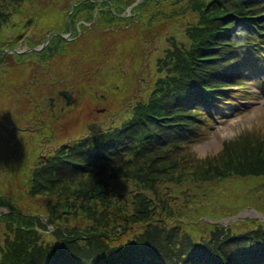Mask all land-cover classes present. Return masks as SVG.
<instances>
[{
  "label": "trees",
  "instance_id": "obj_1",
  "mask_svg": "<svg viewBox=\"0 0 264 264\" xmlns=\"http://www.w3.org/2000/svg\"><path fill=\"white\" fill-rule=\"evenodd\" d=\"M25 1H5L11 7L0 12V22L14 9L23 17L14 23L18 43L25 29L32 32L27 49L42 45L51 32L70 33L71 40L56 34L39 51L22 56L2 51L0 67L5 58L11 68L28 60L42 65L65 61L74 42L83 38H88L90 49L96 48L84 56L76 53L78 64L90 69L80 72L68 89L70 99L63 97V87L55 88L50 96L62 100L57 97L52 110L45 97L39 104H44V111L41 106L34 121L47 113L52 121L75 110L76 99L87 96L101 104L114 92L125 104L109 110L107 127L50 155L37 156L40 150L30 147L37 156L36 167L21 177L24 158L18 161L15 152L23 141L0 133V207L10 210L0 215V264H264V222L237 221L225 229L203 220L234 216L244 207L264 215V136L247 138L255 140L242 148L228 142L216 160H196L190 150L235 105L233 99L245 93L247 85L241 82L256 70L264 72V0H188L184 10L194 12L200 22L187 27L184 40L173 49L166 45L157 59L144 47L156 38V26L181 14L177 7L170 13L162 9L160 4L167 0L157 2L154 12L147 8L154 0H48L47 6L63 17L55 22L33 15L32 6L22 9ZM133 4L132 17L116 16ZM108 6L110 10L96 13ZM146 24L149 33L129 44L113 35L122 29L125 36L133 27L130 33L143 32ZM0 43V51L17 46ZM131 45H141L135 60L125 56ZM151 58L155 62L149 66L145 60ZM108 61L113 69H106ZM121 68L134 70H124V80L104 87L105 75L112 78ZM8 126L0 129L17 131ZM227 180L229 185L223 183ZM224 190L230 193H221ZM33 197L46 203L41 208L52 231L41 222L44 216L29 214L27 203ZM222 197L236 201L228 206ZM170 234L176 238L171 240Z\"/></svg>",
  "mask_w": 264,
  "mask_h": 264
},
{
  "label": "rangeland",
  "instance_id": "obj_2",
  "mask_svg": "<svg viewBox=\"0 0 264 264\" xmlns=\"http://www.w3.org/2000/svg\"><path fill=\"white\" fill-rule=\"evenodd\" d=\"M5 1L9 0H0V4L3 5V8H0V12H6L7 6L8 8L11 7V5L7 4ZM159 1L160 0H154L155 4H153L152 6L147 5L149 12L156 11V9H158L157 7L162 5V9L167 10L168 13L173 10V7H177V11L181 12V14L177 17L175 15V17H173L171 21L165 22L161 27L156 26V38L153 40L149 39L151 44L147 47H144V51H147L146 53H149V49L150 51L152 50V52L149 54L156 59L160 56L162 50L166 45H168L169 48H171L172 46L173 49V47L176 46L173 45L174 43L178 44L179 42L184 40L185 29L187 27L192 26L195 23L198 24L200 22L199 16L195 15L194 12L189 11V9L184 10V4L188 3V0H179L177 2L176 0H167L160 5H156ZM140 2H142V0H138L135 4ZM135 4L131 5L130 7L123 8L119 14L116 13V16L123 19L132 17L135 13L134 11H132L133 7L136 6ZM47 5L48 0H26L23 3L22 9L31 8L32 6L33 15L36 13V15H38L40 18L44 17L45 19L54 20V22L63 18L60 15H55L53 10L50 9ZM109 8V6L106 8H98L96 13L107 9L110 10ZM16 11V9L13 10L7 21L0 22V37L4 38L1 39L4 40V44L11 41V43L17 45L15 48L13 47V49L9 50V52L15 49L19 52L23 51L22 53H8L6 55L18 54L22 56L23 54H26L24 53V51H26L28 48L26 45V41L29 39V34L32 32H28L27 29L23 30L24 40H21L20 43L17 42V29H15L14 23L18 18L22 19L23 17L21 16V14H17ZM47 13H52V17L50 18V16L46 15ZM81 23L82 22L77 23V27ZM86 25L90 26L91 23H88ZM42 26L48 29H55V27L53 28L54 25L43 23ZM135 28H128L125 36H123L124 34L122 36L120 34L122 32V29L120 32H118L120 35H118L117 32L113 33V35L118 37V39H116L117 41H121L123 42V44L128 42L129 44L131 42L130 40L139 39L138 37L144 38V35L146 36L149 33L148 24H146V26L143 28V32L130 33ZM51 34H54L56 36V34L59 33L51 32ZM80 34L81 31L78 32V35ZM61 35L65 37L63 39H65L66 41L71 40L70 33H62ZM157 35L162 36L161 39H159ZM172 38L175 40H173L171 43ZM74 39L75 38H72V40ZM146 39L148 38L146 37ZM87 43L88 38H83L82 40L74 42L73 47H71L69 50L70 55L67 56L68 58L65 61L62 60V62H60L59 60H55L50 62L49 64L46 63L42 65L38 64V62L34 63L33 61L30 62L28 60L26 61L24 66H16V68H11L10 63L8 64V58H5V62L2 63V67H0V69L2 68L5 71L2 72L0 70V125H5L7 127H9L8 125H10L13 129L16 128L17 131L6 132L0 129V133L4 134L5 137L3 136V138H7L8 140L11 139L13 141H23V143H20L18 152H15L17 157L20 156L18 161L21 160L22 156L24 158V161L22 160L21 164L23 170H18V175H20V177L27 174L29 171L32 172V170L36 167H34V165L37 163V156L41 157L43 155H50V153L54 152L55 149H60L64 144L75 143L85 135L90 134L93 130H98L99 128L104 129V127H107L108 124L105 123H108L109 120L112 119V117L108 118L110 116H107L109 110H115L116 108H119V105H121V103H124L122 98H117V93L114 94V92L111 94L114 96L111 100L103 99V102L101 104H99V101L95 102L87 96L85 98H81L80 100L76 99L75 110L68 111L64 115H60V117H54L52 118V121L49 120L50 117L48 113L44 116L40 115L38 118H36L38 121H34V117L38 114V110L41 109L40 107L43 106L40 111H42L44 108V104L39 105L43 101V99L46 97L48 100L52 101V99L49 98L52 97L50 96V92H53V94H51L54 95V92L56 90L55 88L63 87L64 89L61 88L59 90H62V92L64 90L68 93V89L72 85H75L74 82L78 75H81L80 72L86 74V72L90 69V67L85 63L84 67L79 65L78 61L75 59V55L77 52H82V56H84V53L87 54L88 52L96 49H90V47L87 46ZM131 46V49L126 52L125 56L129 57L131 60H135L137 54L139 53V47H141V45ZM2 51H7V49L2 48L0 52ZM103 55V57L105 58L106 54ZM74 60L76 61L75 63L73 62ZM18 62L19 61L17 60V63ZM145 62L149 63L150 66L154 64L155 60H152L151 58V60L146 59ZM140 64H143V62ZM113 67L114 65H112V63L108 61L106 69H113ZM75 69H79V71ZM124 70L127 73H131L134 69L121 68L119 74L113 76L112 78L109 74L105 75L106 80H104L103 86L105 87L108 85L109 87V84L114 85L116 83H119L121 80H124L123 77L126 74ZM142 71L143 72L140 71L141 75L144 76L146 74L144 72L145 69H142ZM123 72L125 74H123ZM142 76H140V78ZM82 77L84 76L82 75ZM216 78L215 81H217ZM241 83L247 85L245 93H241L238 98L233 99L235 105L228 107L223 113L222 117L215 120L214 125L208 129V136L204 140L196 143L195 145H192L190 150L191 153H193V155L195 156L196 160L205 161L209 158L212 160H216L221 156L228 142L234 143L236 148H242L249 142L255 140L250 139L249 141H246L247 138L264 136V72L256 70L253 72V74H250L249 78H245ZM83 85L87 84L83 82ZM213 85L215 86L216 84ZM152 90L153 89L145 93V96L142 95L144 96L142 97V99H147ZM78 94L79 92L76 91V97ZM98 94L103 95V92L99 90ZM28 103L29 105L32 104L38 106L32 108L29 106L27 107L25 104ZM209 104L211 106L213 102ZM90 109H92L94 113L97 114V116L93 117L94 114L91 113ZM43 120L48 121L44 122ZM33 122L36 124H34ZM51 122L53 127H51ZM260 132H262V134ZM1 142L2 138L0 139V148ZM30 147H33L36 151L40 150L39 155L35 157V152ZM193 170H195V168ZM30 174L31 173H29L28 176ZM229 181L231 180L224 181L223 183L225 185H229ZM188 186H190L189 183ZM227 187L230 188L231 186H226V188ZM236 187L237 186H234L233 189H235ZM99 189L100 193L101 187ZM223 192L230 193V191L228 190L221 191V193ZM235 197L236 199L238 198V196ZM39 198H29L27 203L29 205V214H35V212H38L39 215L44 216L41 207H44L46 203L43 205V203L40 201L41 199ZM225 198L226 197H222V203L229 204L228 206L234 205V202L236 200L231 203L230 200ZM237 200L239 201V199ZM64 211L66 212V209ZM8 213H10L9 209L0 207V215ZM46 219V217L42 218L41 222L46 224L48 232L52 231L50 225H47ZM203 220L207 224H217L223 226L225 229H228V227L232 226L237 221L248 220L264 222V215L254 207H244L239 210L238 213L234 216H225L218 220H212L206 217L203 218ZM169 237L171 240L172 238H176V236H172V234H170Z\"/></svg>",
  "mask_w": 264,
  "mask_h": 264
},
{
  "label": "water",
  "instance_id": "obj_3",
  "mask_svg": "<svg viewBox=\"0 0 264 264\" xmlns=\"http://www.w3.org/2000/svg\"><path fill=\"white\" fill-rule=\"evenodd\" d=\"M54 34H50L49 36H47V38H46V40H45V42L42 44V45H40V46H38V47H36V48H33V49H27L26 51H24V53H28V52H32V51H39V50H41V49H43L47 44H48V42L51 40V37L53 36ZM58 36L59 37H61V38H65L63 35H61V34H58ZM6 54H8V53H22V52H19V51H17L16 49L15 50H13V51H4ZM62 95H63V97H66L63 93H62ZM98 190H100V189H98Z\"/></svg>",
  "mask_w": 264,
  "mask_h": 264
},
{
  "label": "flooded vegetation",
  "instance_id": "obj_4",
  "mask_svg": "<svg viewBox=\"0 0 264 264\" xmlns=\"http://www.w3.org/2000/svg\"><path fill=\"white\" fill-rule=\"evenodd\" d=\"M61 92H62V91H61ZM62 93H63L68 99H70V97H71L70 92L67 93V92H65V91L63 90ZM57 97H59V96L51 97L52 101H50V102H51V103H50V106H51L52 110L55 108V107H54L55 104H56V103H59V102H55V101L57 100ZM59 99L62 100L61 97H59ZM57 101H58V100H57ZM63 104H64V103H63ZM61 110H64V106L61 107ZM57 114H58V113H56L55 115H57ZM32 130H33V128H32Z\"/></svg>",
  "mask_w": 264,
  "mask_h": 264
}]
</instances>
